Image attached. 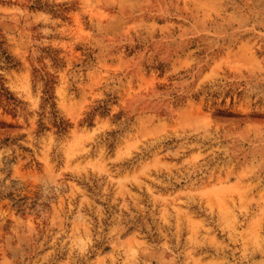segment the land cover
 <instances>
[{"label": "rangeland", "instance_id": "rangeland-1", "mask_svg": "<svg viewBox=\"0 0 264 264\" xmlns=\"http://www.w3.org/2000/svg\"><path fill=\"white\" fill-rule=\"evenodd\" d=\"M0 39V264H264V0H0Z\"/></svg>", "mask_w": 264, "mask_h": 264}, {"label": "trees", "instance_id": "trees-1", "mask_svg": "<svg viewBox=\"0 0 264 264\" xmlns=\"http://www.w3.org/2000/svg\"><path fill=\"white\" fill-rule=\"evenodd\" d=\"M4 44V41L2 39H0V56L3 57L4 62L8 63L11 60L10 55L6 52V50L2 47V45ZM45 89H44V95L46 97L43 98V102L46 105H49L50 109H51V114L53 115L54 119V123L56 125V127L59 130H65V122L62 118L57 117L56 115V110H55V103H54V96H53V92H51L50 86L48 83H50L49 81H45ZM0 98L5 101L8 105L12 106V108H14L18 102V100L13 96V94L6 88V86H4L3 84V79L0 75ZM14 106V107H13Z\"/></svg>", "mask_w": 264, "mask_h": 264}]
</instances>
